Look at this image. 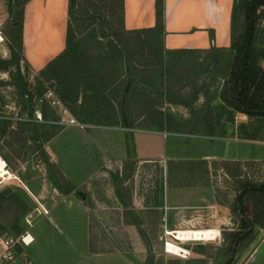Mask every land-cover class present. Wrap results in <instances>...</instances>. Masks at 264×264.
I'll list each match as a JSON object with an SVG mask.
<instances>
[{
  "label": "rangeland",
  "instance_id": "1",
  "mask_svg": "<svg viewBox=\"0 0 264 264\" xmlns=\"http://www.w3.org/2000/svg\"><path fill=\"white\" fill-rule=\"evenodd\" d=\"M247 1L234 0L229 49L167 54L159 31L123 30L118 0H68L73 35L49 67L35 72L21 53L25 0H0V154L15 177L0 188V232L23 234L26 219L34 225L42 218L34 212L38 202L48 208L60 198L58 189L87 207L92 252L143 254V264H264L257 253L264 242V193L254 188L264 184V118H248L220 99L246 30ZM253 62L264 69V7L257 11ZM145 98L153 105L140 118ZM70 120L85 126L84 132L113 129L124 144L126 135L140 128L190 133L187 144L204 146L211 158L146 164L127 152L121 165L103 161L84 133L71 128L49 148L73 174L77 166L80 171L83 164L94 166L89 185L73 189L61 184L47 151L48 141ZM244 185L254 189L241 195ZM166 187L199 189L209 200L166 216L161 208ZM240 195L254 222L250 232L240 223ZM193 218L197 223L182 221ZM166 227L218 234L211 241L181 243ZM167 241L188 251L187 257L165 253ZM11 264H30L25 246L18 245Z\"/></svg>",
  "mask_w": 264,
  "mask_h": 264
},
{
  "label": "crops",
  "instance_id": "2",
  "mask_svg": "<svg viewBox=\"0 0 264 264\" xmlns=\"http://www.w3.org/2000/svg\"><path fill=\"white\" fill-rule=\"evenodd\" d=\"M156 0H123L122 28L125 32L156 30ZM234 0H162L161 46L164 53L181 52L206 54L229 49L231 46L230 26ZM69 24L68 0H29L23 9L22 55L31 69L39 72L59 57L65 49L66 30ZM213 40V43H211ZM143 64H147L146 61ZM131 105L136 104L132 98ZM142 104L139 116L147 117V106ZM151 104L150 106H152ZM136 108L135 106H133ZM148 110V111H147ZM75 128L96 147L103 161L125 164L130 159L137 163L157 160L161 164L171 162L200 161L208 159L207 149L187 144L185 137L190 133H174L167 129L140 128L126 135V142L119 140L113 129H91L69 125L47 143V151L63 180L73 189L89 185L92 167L83 164L73 168L74 174L85 176L82 181L73 177L62 156L55 153L51 145L67 130ZM157 129V130H156ZM124 139V138H123ZM100 140V141H99ZM128 152V154H127ZM65 155V154H62ZM193 157V158H192ZM195 157V158H194ZM219 157L223 158V155ZM225 157V156H224ZM65 158V157H64ZM195 159V160H194ZM129 160V159H128ZM76 170V171H75ZM48 205L49 214L35 222L30 229L33 243L25 247L30 264H143V254L95 253L90 248L89 212L82 200L73 193L63 194ZM194 188H170L164 190L166 216L169 211L197 208L209 197ZM183 219L185 223H197ZM168 222V221H167ZM171 230L166 227V231ZM170 232V231H169ZM173 232V231H171ZM175 232V231H174ZM139 247H143L142 244Z\"/></svg>",
  "mask_w": 264,
  "mask_h": 264
},
{
  "label": "trees",
  "instance_id": "3",
  "mask_svg": "<svg viewBox=\"0 0 264 264\" xmlns=\"http://www.w3.org/2000/svg\"><path fill=\"white\" fill-rule=\"evenodd\" d=\"M29 0H25L24 5ZM112 3V0H105ZM119 2V18L122 26L123 0ZM264 7V0H248L245 4L246 30L241 45L236 50V55L230 66V74L221 90L220 99L225 106L232 111L241 113L248 118H264V69L257 67L253 62V37L256 28L257 11ZM156 11V30L161 31L162 25V0L155 1ZM234 12V4L231 13V20ZM23 20V11L22 17ZM154 32L152 30H140L135 32H126L127 34H144ZM73 32L68 24L66 30V40L71 38ZM213 43V40H211ZM22 53V33L20 36ZM67 45V43H66ZM53 62H50L49 67ZM3 157V156H2ZM4 158V157H3ZM5 159V158H4ZM241 195H245L251 189L261 190L264 193V184L257 187H248L244 185ZM70 191V190H69ZM238 198L240 223L244 229L249 232L253 230L254 222L249 220L245 207L242 206L243 196ZM264 223V218L262 219ZM236 243L230 248V258L236 254Z\"/></svg>",
  "mask_w": 264,
  "mask_h": 264
},
{
  "label": "built area",
  "instance_id": "4",
  "mask_svg": "<svg viewBox=\"0 0 264 264\" xmlns=\"http://www.w3.org/2000/svg\"><path fill=\"white\" fill-rule=\"evenodd\" d=\"M5 107L9 108V105L6 104ZM38 118L40 119V116H38ZM68 125H75L79 128H83V125L76 123L74 120H70L68 122ZM10 176H13V174L10 171L8 162L0 154V188L3 185H5V183L12 181V180H8ZM34 212L36 213L37 216H41V217L47 216L49 214V210L39 202H38V207L35 209ZM24 225H25L24 233L18 236L8 234L7 232L4 233L0 232V264H11L15 261L17 256L18 245H23L25 247H28L31 243H33V238L30 237L31 235L29 232L30 229L33 227L32 220L26 219ZM0 227H1V222H0ZM166 244L167 242H165V245ZM164 250L165 253H168L166 248H164ZM182 251L183 252L180 254V257L186 258L189 252L186 251L185 249Z\"/></svg>",
  "mask_w": 264,
  "mask_h": 264
},
{
  "label": "bare ground",
  "instance_id": "5",
  "mask_svg": "<svg viewBox=\"0 0 264 264\" xmlns=\"http://www.w3.org/2000/svg\"><path fill=\"white\" fill-rule=\"evenodd\" d=\"M15 177L10 176L8 180H14ZM168 236H171L176 242H189V241H211L215 239V236L218 234L216 230H189V231H175L169 232L166 231ZM32 237V236H30ZM29 237V238H30ZM32 244V243H31ZM30 244V245H31ZM29 245V246H30ZM164 248L167 249V252L172 255H180L184 250L180 245L175 244L174 242L167 241V244L164 245ZM186 254V252H185Z\"/></svg>",
  "mask_w": 264,
  "mask_h": 264
},
{
  "label": "water",
  "instance_id": "6",
  "mask_svg": "<svg viewBox=\"0 0 264 264\" xmlns=\"http://www.w3.org/2000/svg\"><path fill=\"white\" fill-rule=\"evenodd\" d=\"M257 253L261 256H264V242L258 248Z\"/></svg>",
  "mask_w": 264,
  "mask_h": 264
}]
</instances>
